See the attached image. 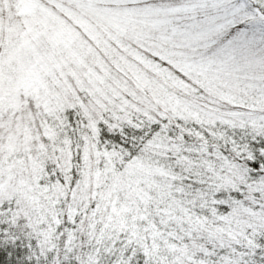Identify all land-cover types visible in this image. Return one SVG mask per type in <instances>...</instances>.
<instances>
[{
    "label": "snow or ice",
    "instance_id": "snow-or-ice-1",
    "mask_svg": "<svg viewBox=\"0 0 264 264\" xmlns=\"http://www.w3.org/2000/svg\"><path fill=\"white\" fill-rule=\"evenodd\" d=\"M0 264H264V0H0Z\"/></svg>",
    "mask_w": 264,
    "mask_h": 264
}]
</instances>
